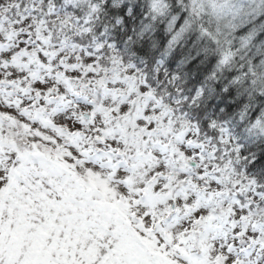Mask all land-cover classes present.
Returning <instances> with one entry per match:
<instances>
[{
	"label": "snow or ice",
	"instance_id": "snow-or-ice-1",
	"mask_svg": "<svg viewBox=\"0 0 264 264\" xmlns=\"http://www.w3.org/2000/svg\"><path fill=\"white\" fill-rule=\"evenodd\" d=\"M0 0V264H264V0Z\"/></svg>",
	"mask_w": 264,
	"mask_h": 264
},
{
	"label": "trees",
	"instance_id": "trees-1",
	"mask_svg": "<svg viewBox=\"0 0 264 264\" xmlns=\"http://www.w3.org/2000/svg\"><path fill=\"white\" fill-rule=\"evenodd\" d=\"M57 8L61 10L63 9V4L60 2V0L57 2Z\"/></svg>",
	"mask_w": 264,
	"mask_h": 264
}]
</instances>
